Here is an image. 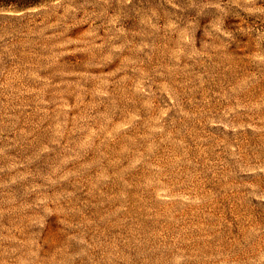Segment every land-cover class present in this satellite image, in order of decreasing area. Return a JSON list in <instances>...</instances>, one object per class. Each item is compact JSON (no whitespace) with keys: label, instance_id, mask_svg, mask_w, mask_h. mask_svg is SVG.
I'll return each mask as SVG.
<instances>
[{"label":"rangeland","instance_id":"1","mask_svg":"<svg viewBox=\"0 0 264 264\" xmlns=\"http://www.w3.org/2000/svg\"><path fill=\"white\" fill-rule=\"evenodd\" d=\"M0 264H264V0H0Z\"/></svg>","mask_w":264,"mask_h":264}]
</instances>
